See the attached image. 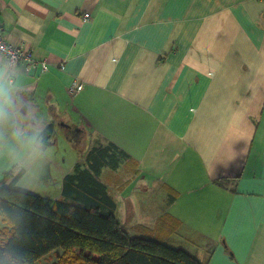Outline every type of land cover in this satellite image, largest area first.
<instances>
[{
  "label": "crops",
  "instance_id": "1",
  "mask_svg": "<svg viewBox=\"0 0 264 264\" xmlns=\"http://www.w3.org/2000/svg\"><path fill=\"white\" fill-rule=\"evenodd\" d=\"M0 30L33 56L0 54V179L15 168L17 186L62 198L73 166L113 142L133 161L98 176L120 223L153 215L156 189V219L178 224L168 244L264 264V0H0ZM61 134L69 156L49 148Z\"/></svg>",
  "mask_w": 264,
  "mask_h": 264
},
{
  "label": "trees",
  "instance_id": "2",
  "mask_svg": "<svg viewBox=\"0 0 264 264\" xmlns=\"http://www.w3.org/2000/svg\"><path fill=\"white\" fill-rule=\"evenodd\" d=\"M54 132L52 123L44 125L38 132L39 143L46 145ZM121 159L133 163L113 142L94 145L63 177L62 198L57 199L17 186L21 170L3 173L0 264H35L49 253L56 255L52 264H205L154 233L146 235L151 231L142 225L135 227L144 235H130L121 225L114 214L115 201L98 177L102 168L114 170ZM125 166L137 173V165ZM173 219V223L157 220V228L172 232L178 225Z\"/></svg>",
  "mask_w": 264,
  "mask_h": 264
},
{
  "label": "rangeland",
  "instance_id": "3",
  "mask_svg": "<svg viewBox=\"0 0 264 264\" xmlns=\"http://www.w3.org/2000/svg\"><path fill=\"white\" fill-rule=\"evenodd\" d=\"M57 130H60V129H57ZM58 138H57V140H58V142H57V144H54V145H50L51 147H49V148H51L52 150H53V153H55L56 155L57 154H60V155H63V156H69L70 155V153H72L71 152V150H69L68 149V147H70V146H67V142H66V140H64L65 139V136H63L62 134L59 136H57ZM73 138V137H72ZM122 169H123V176L125 175V173H126V171H127V168L126 169H124V167H122ZM131 168H129V170H130ZM119 174H122L121 172H119ZM131 187H132V189H133V195H135V196H142V189L140 188V185L138 184L139 182H136L135 181V177H132V179H131ZM129 185V184H128ZM128 187V186H127ZM143 191H144V189H143ZM141 194V195H140ZM151 195H153V200H152V202H153V212H152V214L153 215H149V213L147 212V214H146V216H139V215H137V214H135V218L133 219V223L135 222V220H136V224H132V226H129V225H127L126 223L128 222H130L128 219H124V218H119V220L121 221V225L128 231V233L130 234V235H140V234H145V233H147L149 236H153V233H154V235H155V231H156V234L157 235H155V236H157V237H159V238H161V241H163V242H165V243H168L166 240H164V239H166V238H171L172 237V235H173V233L171 232V231H169L168 229H166L165 227H163V226H161V229H159V228H157L158 227V223H157V219H156V217L155 216H157V209H155L154 207H156L157 206V203H159V204H163L164 202H165V198H166V196L165 195H162V192L160 191V192H158V190H156V189H153V192H152V194ZM147 196V195H146ZM161 199H162V201H161ZM161 201V202H160ZM151 205V204H150ZM146 211H142V213L144 214ZM141 213V214H142ZM118 214V213H117ZM162 213H160L159 215H161ZM138 216V217H137ZM140 217H144L143 219H142V223H137V220H139V218ZM150 217H153V221H152V223L150 224V222H148L147 221V219H149ZM162 220H166V221H169V223H173V221H174V219L172 220V218L169 216V215H167V216H164L163 218H162ZM153 222H154V224H153ZM136 225H142L143 227H146V229H148V230H150L151 232H145V233H137V234H135V233H133V232H135V230L134 229H137L135 226ZM153 228H154V232H153ZM175 229V228H174ZM140 232V231H139ZM172 234V235H171ZM171 235V236H170ZM176 247L177 246H179V245H175ZM209 246H210V244L209 243H207L206 244V249H208L209 248ZM201 258H202V262H204V258H205V253H204V251H202V253H201ZM56 260V255L54 254V253H49V254H47L46 256H44V257H42V258H40L39 260H37L36 262H35V264H52L54 261Z\"/></svg>",
  "mask_w": 264,
  "mask_h": 264
},
{
  "label": "built area",
  "instance_id": "4",
  "mask_svg": "<svg viewBox=\"0 0 264 264\" xmlns=\"http://www.w3.org/2000/svg\"><path fill=\"white\" fill-rule=\"evenodd\" d=\"M0 54L7 58L10 65H15L18 61H32V53L24 43L12 44L9 43L0 30ZM40 70L44 71L48 65L44 61L39 62ZM81 84H73L69 87V94L72 95L81 88Z\"/></svg>",
  "mask_w": 264,
  "mask_h": 264
},
{
  "label": "clouds",
  "instance_id": "5",
  "mask_svg": "<svg viewBox=\"0 0 264 264\" xmlns=\"http://www.w3.org/2000/svg\"><path fill=\"white\" fill-rule=\"evenodd\" d=\"M0 111H2V105H0Z\"/></svg>",
  "mask_w": 264,
  "mask_h": 264
}]
</instances>
